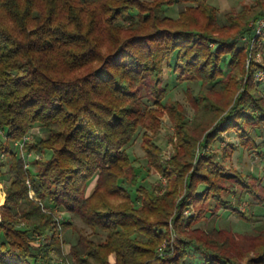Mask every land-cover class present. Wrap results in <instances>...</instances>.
Listing matches in <instances>:
<instances>
[{
	"label": "trees",
	"instance_id": "16d2710c",
	"mask_svg": "<svg viewBox=\"0 0 264 264\" xmlns=\"http://www.w3.org/2000/svg\"><path fill=\"white\" fill-rule=\"evenodd\" d=\"M175 1L189 5L171 18L163 7ZM262 15L264 0L226 14L224 25L207 0H0V177L9 175L0 264H192L194 255L264 264V227L241 235L215 226L221 211L259 221L239 203L264 205L263 177L227 164L226 148L207 150L232 132L264 161V81L255 78L264 59L250 55L264 38L247 27ZM165 68L186 84L191 121L166 99ZM164 112L173 125L167 161L155 143ZM34 126L43 136L24 141ZM138 128L160 192L141 184L127 153ZM23 153L39 155L31 168ZM61 207L98 239L75 227L64 253L72 225L57 219ZM169 219L176 238L160 255Z\"/></svg>",
	"mask_w": 264,
	"mask_h": 264
},
{
	"label": "rangeland",
	"instance_id": "374dc122",
	"mask_svg": "<svg viewBox=\"0 0 264 264\" xmlns=\"http://www.w3.org/2000/svg\"><path fill=\"white\" fill-rule=\"evenodd\" d=\"M209 4H211L216 10V18L217 23L220 25L227 24L226 14L228 13H238L242 9L252 5L255 0H207ZM189 5L185 2L175 1L172 5L164 6L163 12L165 15L176 18L181 11L185 9V7ZM247 27L256 33V36L261 35L264 38V15L260 16L255 20H250L247 23ZM238 42H245V35L238 37ZM241 44V43H240ZM261 52L252 51L250 54L253 57V60L256 62H263L264 59V44H261ZM259 77L257 76V74ZM264 69L259 70L255 74V78L258 81H264ZM163 81L168 82L171 90L167 95L166 99H172L179 101L182 106L187 111V119L191 121L193 117V111L187 103L184 90L186 88V84L177 83L174 75L171 73V69L165 68L163 73ZM193 89L196 90L197 86L192 84ZM159 134L155 139V143L161 149V157L164 161L170 159L172 153H174V146L170 141L171 136L173 135V125L168 117V115L164 112L159 117ZM143 133V128H138L137 132L134 134L132 141L127 146L126 150L130 157V160L136 166L139 177L141 178V184L148 189H152L155 192H160L164 185V180L156 174L153 170L150 172L146 171V159L144 156V151L141 148V136ZM26 140L29 142L35 140L43 136L42 131L34 126L29 129L26 134ZM259 142V141H258ZM14 146H18V143L15 142ZM223 148L230 150L232 152L231 158L227 164L237 168L242 171L244 174H254L255 176L263 177V186H264V161L260 158H255V153L248 150H243L238 146V141L232 132L224 133L222 137L212 143V146L209 147L208 152L211 151H219ZM198 150V149H197ZM198 152V151H197ZM27 162V167L31 168L32 160L39 158V155H35L32 153H23L22 154ZM0 159L3 160L5 157L3 155L0 156ZM8 174H5L4 177H0V204L4 201V189L8 185ZM95 180H93L94 182ZM93 187V183H90L88 189L85 194L88 195ZM2 194V195H1ZM29 195L33 198V193L30 192ZM35 200H38L35 198ZM249 200L245 198L241 203H239V208L243 211H247L248 209L252 210L255 214L263 215L258 222L254 224H248L243 220H239L234 214L228 213L226 211H221L219 218L215 224L217 228L228 229L235 232L240 233L241 235H252L254 234L259 227H264V205H254L250 207L248 204ZM191 212L190 207L185 210L186 214ZM54 214L57 219L60 221H69L72 225V228L67 229L64 234L65 243L63 245V252L66 253L69 249V245L75 241L76 233L73 228L79 229L82 233H86L90 235L93 239H98V237L91 233L90 227L85 225L76 215L70 214L63 210V208H59L54 210ZM195 225L194 227H196ZM49 232L44 234L43 236H38L39 242H44ZM176 238V233L173 229L172 221L169 219L168 221V234L165 235L164 239L161 241L157 251L159 254H163L165 252V248L171 244L173 240ZM170 246V247H171ZM248 246L246 247V249ZM247 258L248 255L245 254ZM110 260H114L113 255L110 256ZM199 262V263H198ZM52 264H61L56 257H52ZM192 264H200V258L198 255H194Z\"/></svg>",
	"mask_w": 264,
	"mask_h": 264
},
{
	"label": "built area",
	"instance_id": "2783aa9c",
	"mask_svg": "<svg viewBox=\"0 0 264 264\" xmlns=\"http://www.w3.org/2000/svg\"><path fill=\"white\" fill-rule=\"evenodd\" d=\"M261 74V72L259 73V74H257V76L259 77V75ZM264 76V73L262 74V77ZM27 138L26 137H24V141L26 140ZM21 145V144H20ZM160 255H162V254H160Z\"/></svg>",
	"mask_w": 264,
	"mask_h": 264
}]
</instances>
